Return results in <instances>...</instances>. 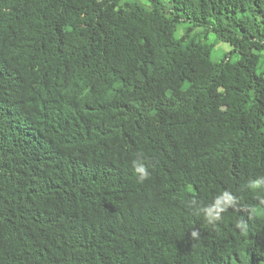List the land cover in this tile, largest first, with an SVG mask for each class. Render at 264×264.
I'll use <instances>...</instances> for the list:
<instances>
[{
	"label": "trees",
	"instance_id": "1",
	"mask_svg": "<svg viewBox=\"0 0 264 264\" xmlns=\"http://www.w3.org/2000/svg\"><path fill=\"white\" fill-rule=\"evenodd\" d=\"M260 178L264 0H0V264H264Z\"/></svg>",
	"mask_w": 264,
	"mask_h": 264
},
{
	"label": "clouds",
	"instance_id": "2",
	"mask_svg": "<svg viewBox=\"0 0 264 264\" xmlns=\"http://www.w3.org/2000/svg\"><path fill=\"white\" fill-rule=\"evenodd\" d=\"M91 156V155H90ZM94 160L98 161L94 158ZM98 164L97 162H95ZM99 165V164H98ZM100 166V165H99ZM137 172L140 174L138 179L143 181L147 178L148 172L143 166L137 167ZM264 186V178H260L250 182L249 187L252 189H259ZM236 204V198L228 192H224L217 196L213 203L210 205L203 206L199 209L202 212L209 223L214 224L221 219V214L225 212L229 207H234ZM199 214V213H198ZM242 227V225H241ZM199 236V230L193 229L191 231V237L197 238Z\"/></svg>",
	"mask_w": 264,
	"mask_h": 264
},
{
	"label": "rangeland",
	"instance_id": "3",
	"mask_svg": "<svg viewBox=\"0 0 264 264\" xmlns=\"http://www.w3.org/2000/svg\"><path fill=\"white\" fill-rule=\"evenodd\" d=\"M188 23L187 22H182L179 26H178V30H177V35L180 36L183 32L184 29L187 27ZM198 33V30L195 32ZM207 37V42L209 43H213L214 44V49L212 51V59L214 61H219L221 59H223V57H225V55L227 53H231L233 46H231L228 42L226 41H217L216 39V35L214 32L209 33L207 36L203 35V39ZM231 57L232 59H235L238 57V53H231Z\"/></svg>",
	"mask_w": 264,
	"mask_h": 264
}]
</instances>
